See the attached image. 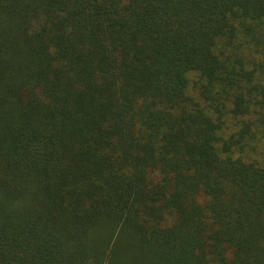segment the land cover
Instances as JSON below:
<instances>
[{
    "label": "trees",
    "instance_id": "obj_1",
    "mask_svg": "<svg viewBox=\"0 0 264 264\" xmlns=\"http://www.w3.org/2000/svg\"><path fill=\"white\" fill-rule=\"evenodd\" d=\"M0 264H264V0H0Z\"/></svg>",
    "mask_w": 264,
    "mask_h": 264
}]
</instances>
